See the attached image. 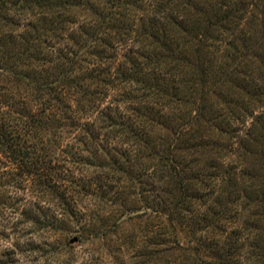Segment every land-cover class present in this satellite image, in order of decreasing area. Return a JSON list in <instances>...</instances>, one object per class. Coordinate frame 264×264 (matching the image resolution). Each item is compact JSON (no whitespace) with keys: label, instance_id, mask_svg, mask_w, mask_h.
I'll use <instances>...</instances> for the list:
<instances>
[{"label":"trees","instance_id":"1","mask_svg":"<svg viewBox=\"0 0 264 264\" xmlns=\"http://www.w3.org/2000/svg\"><path fill=\"white\" fill-rule=\"evenodd\" d=\"M0 171L42 229L142 204L161 244L264 264V0H0Z\"/></svg>","mask_w":264,"mask_h":264},{"label":"rangeland","instance_id":"2","mask_svg":"<svg viewBox=\"0 0 264 264\" xmlns=\"http://www.w3.org/2000/svg\"><path fill=\"white\" fill-rule=\"evenodd\" d=\"M259 110L255 109V113ZM249 122L247 119V125ZM68 140L72 142L70 139L65 141ZM51 155L61 156V153L56 149ZM233 158L228 155L226 160L232 162ZM94 171L90 169L86 175ZM3 172L0 171V184L7 180L6 176L1 175ZM23 186L26 190L17 191L7 186L0 188L4 195L0 201V264L211 263L210 258L203 255L204 250L194 254L170 242L161 244L164 241L154 238L152 233L161 220L154 218L142 204L136 205V211L127 213L117 205L82 203L79 209L84 214H79L75 219L62 215V230L42 229L39 225H33L28 218L38 217L39 205L46 209L49 202L44 199V203L30 185ZM55 213L61 216L62 212L56 210ZM238 218L240 221L230 225L228 230L240 229L241 219L250 220L249 213ZM82 234L84 238H80ZM177 236L184 247L192 240L185 229L178 228ZM209 236L223 240V237L215 234ZM240 255V264H262L251 261L246 249Z\"/></svg>","mask_w":264,"mask_h":264}]
</instances>
